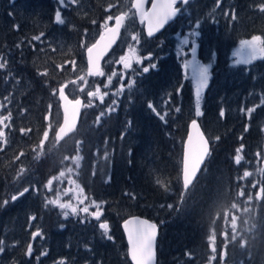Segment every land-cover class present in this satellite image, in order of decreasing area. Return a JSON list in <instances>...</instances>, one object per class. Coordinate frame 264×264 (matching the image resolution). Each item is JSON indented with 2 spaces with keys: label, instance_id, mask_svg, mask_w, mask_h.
Segmentation results:
<instances>
[{
  "label": "trees",
  "instance_id": "trees-1",
  "mask_svg": "<svg viewBox=\"0 0 264 264\" xmlns=\"http://www.w3.org/2000/svg\"><path fill=\"white\" fill-rule=\"evenodd\" d=\"M90 1L0 0V118L8 117L0 124V264H130L119 229L129 215L159 226L157 264H218L221 257L222 264H264V54L247 64L231 55L241 41L264 39V0H189L161 33L143 37L140 54L150 70L138 71L122 91L113 93L112 82L103 102L84 104L75 132L56 143L57 87L99 83L84 76V48L112 15L133 19L130 0H99L97 21L83 30L91 15L80 12ZM133 29L141 28L135 22ZM192 29L195 58L209 66L199 117L175 49L176 36ZM87 30L91 37L84 41ZM192 118L209 154L183 191L180 154ZM75 152L81 157L77 184L102 205L107 235L98 221L62 220L42 201L43 183ZM37 237L40 247L29 255Z\"/></svg>",
  "mask_w": 264,
  "mask_h": 264
},
{
  "label": "rangeland",
  "instance_id": "rangeland-1",
  "mask_svg": "<svg viewBox=\"0 0 264 264\" xmlns=\"http://www.w3.org/2000/svg\"><path fill=\"white\" fill-rule=\"evenodd\" d=\"M77 0H65V3L75 5ZM99 0H93L90 1L88 4H86V8H83L80 12L83 17H87V12L90 13V18H88L84 23V29L86 28L91 29V27L95 24L97 21V17L100 14V5L94 6L98 4ZM117 1V0H114ZM120 5V4H119ZM121 6V5H120ZM79 12V11H77ZM79 14V15H80ZM125 14V13H123ZM115 15V14H114ZM113 15L111 16L112 19ZM127 18V17H126ZM111 19H108L107 21L102 23V27H104L107 23L111 21ZM135 26L134 18L133 19H126L124 24V29L126 30L123 34V39H121V43L114 49V51L111 54V59L107 64V69L102 70L104 75L98 76L99 83L97 84H89L86 81H82L79 83H73L69 85L66 89V92L71 97H77L81 98L83 100V106H90L92 102H101L100 98L97 96H89V92H96L97 88H99L101 95L104 93L109 92V87L111 86L112 82L114 83L112 92H117L119 89L123 88L127 83L130 84L132 79L138 75V71H143L144 67H148L144 63V59L141 56L142 46H143V34L140 29V32L138 30H134L133 27ZM101 27V28H102ZM82 30V31H83ZM177 35V34H176ZM91 37V33L87 30L83 32V40H89ZM133 37H136L137 39H133ZM196 38L197 33L195 32V29H192L190 31H186L183 34H178L176 36V46L175 49L177 51V54L180 55L181 59V71L185 79H188L190 81V84L192 85V90H194V93L197 92L198 82L196 81V77L199 75L198 66H203V64L199 63L195 58V51H196ZM185 39H187L188 43H184ZM246 40V41H250ZM259 47L264 48V39H261V41L258 44ZM241 42L232 50L231 55L235 59V63H237L239 60L242 59V57L239 55L241 49H242ZM195 48V51L192 49ZM131 50H135V55L139 57L140 63H137L136 60L131 61V67L129 69H125L123 67V64L120 63L121 57L128 55ZM261 53H258L256 58L260 57ZM255 58V59H256ZM253 60V59H252ZM208 67L209 66H205ZM115 73V75H113ZM109 77H111V82L109 83ZM107 85V87H105ZM204 89V88H203ZM202 89V91H203ZM201 91V92H202ZM106 95H103V99ZM196 113V110L194 114ZM196 115V114H195ZM48 130V128H47ZM264 130V129H263ZM45 142V140H43ZM70 141V140H69ZM66 143H62L61 147L66 149ZM38 150H43L42 146L39 147ZM79 161L78 153H72L68 157V162L66 165H64L60 170L57 171L53 176L48 177L47 180L43 183L41 188V195H42V201L46 206H50L55 209L57 215L60 219L64 220H72L76 221L78 223H96L98 221L97 226L98 229L105 231V229L101 228L100 225L102 224L100 222V217L97 219L96 217L92 216L91 213L96 212L97 208L93 205V201L95 202V205H98L101 209L102 205L95 201L90 200L89 198L85 197L77 187V165ZM20 175V174H19ZM51 180L52 183L49 186L48 181ZM10 199L12 200V196H10ZM83 199V203H80V200ZM1 200H4V202H7V198L3 197ZM51 200H58L59 203H70L72 206H74L77 211L76 213H72L70 209H61L58 207V204H51L48 203V201ZM2 202V204L4 203ZM88 207L89 212L84 213L81 211L82 208ZM101 211V210H100ZM64 212H68V216H64ZM213 241L210 240V248L212 247ZM32 250L31 253L35 251V247L38 249L40 247L39 238L37 237L32 243ZM39 256H41V253H38ZM36 259V257H35ZM213 259V256L210 257V260ZM222 257L220 259V262L218 264H222Z\"/></svg>",
  "mask_w": 264,
  "mask_h": 264
},
{
  "label": "snow or ice",
  "instance_id": "snow-or-ice-1",
  "mask_svg": "<svg viewBox=\"0 0 264 264\" xmlns=\"http://www.w3.org/2000/svg\"><path fill=\"white\" fill-rule=\"evenodd\" d=\"M177 0H164L163 3H157L153 5V11L152 13L148 14V31L147 34L149 37H151L156 31H158L160 28H162L168 21L172 20L180 11L181 9H178L175 7ZM220 0H217V3H219ZM183 3L188 4L189 0H183ZM134 7L139 8L140 5L136 4ZM260 11L264 12V5L260 6ZM9 15H12V13H9ZM227 15V13H225ZM233 20L236 19L235 15H233ZM56 21L59 23H63V21L60 19V13H56L55 17ZM111 19V17H109ZM123 17H117L116 18V28L108 29V33L110 34L109 39L107 43L105 44L104 48L98 52L95 58H93L92 53L94 49L99 48L100 42H97V45H94L93 47H89L87 49L89 54V68H88V74L90 76H102L104 73L100 69L99 59L100 56L103 55L104 51L107 50L108 47L111 46V44L115 41L116 33L119 30V27L122 23ZM34 39H40V37H34ZM105 39L104 35L101 36V41ZM133 39H137L136 37H133ZM261 41V37L258 35L252 36L250 41H241V45L243 46L239 55L242 57L241 60L238 61V63H250L252 59H255L258 53L264 54V48H261L258 46L259 42ZM184 43H188L187 39H185ZM195 51V48L192 49ZM136 60L137 63H140L139 57L135 55V50H131L128 55H125L121 57L120 63L123 64V67L125 69H129L131 67V61ZM4 64H0V68H3ZM151 67H155V65H151ZM150 70L149 67H144L143 72L147 73ZM199 70V79H198V87L196 92V116L199 117L202 115L201 112V102H200V95L203 88L207 86L208 80H209V69L205 66H198ZM115 75V73H113ZM111 77H109V83L111 82ZM107 87V85H105ZM123 89H121L122 91ZM88 95L91 96H97L100 98L101 102H103V95H107V93H104L101 95L99 88H97L96 92H89ZM60 96L61 99L64 100L65 103L73 106L74 110V118L77 120V116L79 114L82 101L80 99L76 100H68L65 96V90L62 87L60 89ZM115 104V101H113ZM148 107L152 109L153 112L156 111V109L153 107L152 103L148 104ZM179 111V109H177ZM252 109H249V112H251ZM225 115L224 110L221 109L220 116L223 117ZM3 119H8V117L0 118V124L3 123ZM100 117H98V120ZM160 119H164L163 116L160 117ZM192 129L196 130L197 133V139L199 143L198 149L192 154V160L191 165L189 164V150L186 148L185 151V159H184V171H183V185L184 188L187 189L189 185L192 183L193 178L197 175V170L200 168L202 162L205 160L206 156L209 154V144L208 141L205 140L203 134L199 132L198 125L196 120L192 121L191 124ZM247 130V128L245 129ZM21 132L23 133L24 130L21 129ZM4 135L3 131H0V137ZM219 139V138H217ZM193 142V137L190 134L188 137V145L190 146ZM243 145H241V148L237 149V155L235 157V163L238 165L241 162V155L239 154L242 150ZM81 159V157L79 158ZM249 175L248 172L244 173V176L247 177ZM52 183L51 180L48 181V185L50 186ZM77 187H79L77 185ZM29 189L25 188L24 192L20 193V195H23L24 193L28 192ZM81 195L83 193V190L81 189ZM17 199L16 196L12 197V200L15 201ZM48 203L51 204H58V207L61 209H70L72 213H76L77 209L72 206L70 203H59L58 200H51L48 201ZM80 203H83V199L80 200ZM93 205L96 206L97 210L96 212L91 213L92 216L96 217L97 219L101 215V211L98 205H95V202L93 201ZM169 208H172L173 205H168ZM82 212L88 213L89 208L84 207L81 209ZM64 216H68V212H64ZM132 223L131 221L125 222V228L128 231V240L130 244V254L132 257V260L135 262V264H152L153 258H154V241L155 237L157 235L156 225L154 224H148L147 221H138L136 222L135 226L131 229L128 228V225ZM101 228L105 229V235H107V229L108 225L106 223H102L100 225ZM39 235V232L33 233V237H36ZM108 239H111V236H108ZM3 242L0 241V244ZM3 251V248H0V252ZM28 254H31V245H29L28 248ZM60 264H64L63 261H60Z\"/></svg>",
  "mask_w": 264,
  "mask_h": 264
},
{
  "label": "water",
  "instance_id": "water-1",
  "mask_svg": "<svg viewBox=\"0 0 264 264\" xmlns=\"http://www.w3.org/2000/svg\"><path fill=\"white\" fill-rule=\"evenodd\" d=\"M164 0H131L130 1V7L133 11V15H134V19L136 21L137 24L141 25L142 28V33L144 35L145 38L147 39H152L154 38L156 35H158L160 32H162L168 25H170L178 16V14L170 21H168L162 28H160L158 31H156L151 37L148 36L147 31H148V14L152 13L153 11V5L157 4V3H163ZM139 4L140 7H134V5ZM185 5V3H183V0H177L175 7L180 9V6ZM123 17L124 19V15L119 13L117 15H115L113 17V19L111 20V23H109L108 25H106L105 27H103L100 32L96 35V37L94 38V40L85 47L84 52H83V57H84V66H85V76L86 77H90V78H95L97 76H90L88 74V68H89V54L87 49L89 47H93L94 45H97V42H100L99 48L94 49L92 56L93 58L96 57V55L98 54V52H100L101 49L104 48L105 44L107 43L110 34L108 33V29L111 28H116V18L117 17ZM56 17V15H55ZM122 24H123V20L122 23L119 27L118 32L116 33L115 36V41L111 44L110 47L107 48L106 51H104L103 55L100 56L99 59V64H100V68H101V64L102 61L104 60V58L109 54V52L112 50V48L115 46L119 36H120V32L122 29ZM104 35L105 39L103 41H101V36ZM199 79V75L196 77V81L198 82ZM64 88L65 90V86L61 85L57 88L56 91V100H57V104H58V109L60 112V120L59 123L54 131V139L55 141H61L67 137H69L72 133H74V131L76 130L77 126H78V122H79V118H80V114H81V109H82V105L79 111V114L77 116V120L74 118V110H73V106L67 104L64 102V100L61 99L60 96V89ZM65 96L67 97L68 100H76V99H80L82 101L81 98H70L66 92H65ZM196 120L197 125H198V129L199 132L201 134H203L200 124L198 122L197 119H190L187 122L186 125V131H185V135L183 138V142H182V147H181V155H180V185H181V189L182 190H187L195 181L198 173L200 172L201 168L203 167V164L207 158H205V160L202 162L200 168L197 170V175L193 178L192 183L189 185V187L187 189L184 188L183 185V171H184V159H185V151L186 148H188L189 150V164L191 165V160H192V154L198 149L199 147V143H198V139H197V133L196 130L192 129L191 124L192 121ZM192 135L193 137V142L192 144L189 146L188 145V137L189 135ZM205 140H207V138L205 137V135L203 134ZM208 141V140H207ZM209 144V143H208ZM127 221H131L132 223H130L128 225V228L131 229L132 227L135 226L136 222L138 221H147L148 224H154L155 223L151 222L150 220L141 217V216H137V215H130L125 217L122 221H120L119 223V227H120V231L123 235V239H124V243L126 246V258L127 261L130 264H135V262L132 260L131 254H130V244H129V240H128V231L125 228V222ZM156 230H157V235L155 237V241H154V258H153V262L152 264H156V240H157V236H158V226L156 225Z\"/></svg>",
  "mask_w": 264,
  "mask_h": 264
},
{
  "label": "bare ground",
  "instance_id": "bare-ground-1",
  "mask_svg": "<svg viewBox=\"0 0 264 264\" xmlns=\"http://www.w3.org/2000/svg\"><path fill=\"white\" fill-rule=\"evenodd\" d=\"M202 169V168H201ZM201 171V170H200ZM198 176V175H197ZM156 224V223H155ZM157 225V224H156ZM158 226V225H157ZM158 228H159V226H158Z\"/></svg>",
  "mask_w": 264,
  "mask_h": 264
}]
</instances>
